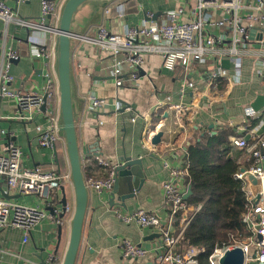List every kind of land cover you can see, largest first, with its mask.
I'll list each match as a JSON object with an SVG mask.
<instances>
[{"label": "crops", "instance_id": "obj_1", "mask_svg": "<svg viewBox=\"0 0 264 264\" xmlns=\"http://www.w3.org/2000/svg\"><path fill=\"white\" fill-rule=\"evenodd\" d=\"M2 1L22 19L37 20L40 17L41 0ZM242 1V15L245 16L251 12L254 4L252 0ZM184 3L183 0H114L107 6L110 9L108 16H104V12L99 15L100 3H88L74 17L73 30L76 34L72 39L71 52L72 95L85 178L107 176L96 157L112 166L122 164L125 157L140 160L144 175V179H138L140 185L132 196L117 195L114 202H111L107 192L97 193L89 189L76 264H156L158 235L153 229L141 228L136 222L125 224L112 209L120 207L124 214L141 209L155 214L163 223L170 224L173 231H178L180 216L173 218L163 200V185L170 179L169 172L164 168L163 159L155 152L169 158L173 165H184L188 157L187 147L195 143L198 137L229 133L227 140L230 143L231 137L250 139L251 134L264 135V68L256 60L244 58L239 65L228 59L222 60L218 66L216 64V68L226 70L229 77L216 78L214 85L217 87L212 89L207 68L195 66L192 73L181 67L168 70L163 66L162 57L151 55L140 70L137 84L127 82L120 88L105 68L106 55L94 44L77 37H92L100 26L111 33L123 34L128 27L139 25L146 14L159 17L183 7ZM156 21L160 23L161 17ZM49 39L50 34L45 31L29 32L14 24L5 26L0 22V59L8 48L17 51L20 56L11 67V74L15 78L12 85L14 90L42 92L46 59L37 54V49ZM237 67H240L238 72ZM189 80L195 83V90L184 88ZM182 91H185L183 97L180 95ZM89 95L105 99L108 106L97 114L90 113L86 101ZM168 97L175 104L189 106L193 103L196 107L188 117L183 118L184 126H177L175 113L167 107L159 108L160 103ZM119 104L132 111L118 109ZM17 114L15 101H0V149L9 141L14 142L21 149L23 164L28 169H59L56 159L61 152L65 158L66 173H71L66 141L59 143L56 149L39 145L36 126L48 128L46 117L38 115L33 122L25 124L15 119ZM159 132L163 136L160 143L154 145L152 140ZM233 152L240 170L248 168L250 163L245 152L234 147ZM175 156L179 159L176 160ZM5 186L0 178V198ZM188 188L187 185L186 194ZM124 190L126 188L123 186L122 192ZM64 196L70 213L64 215L63 226H58L52 218H45L31 232L28 242H25V233L20 229H0V264H47L51 256L56 259L53 264H63L76 207L74 186L71 184L60 188L53 194L51 205L41 202L36 195L12 199L20 205H39L52 212L54 208L62 210ZM124 239L149 251V255L142 259L125 258L121 248ZM185 248L180 245L178 251L184 253Z\"/></svg>", "mask_w": 264, "mask_h": 264}, {"label": "built area", "instance_id": "obj_2", "mask_svg": "<svg viewBox=\"0 0 264 264\" xmlns=\"http://www.w3.org/2000/svg\"><path fill=\"white\" fill-rule=\"evenodd\" d=\"M28 0H19L25 2ZM67 0H41V14L37 20H25L0 0V22L5 26L14 24L29 32L45 31L50 34L49 43H45L37 54L46 59L45 83L42 92L26 93L12 88L15 81L11 74L14 62L20 59L17 51L12 48L4 50L0 59V101L16 102V120L25 124L33 122L36 116L43 115L49 123L48 128L36 126L38 142L42 148L56 149L59 143L65 142L61 132L60 84L57 73V31L61 17L62 6ZM184 6L169 11L162 16L146 14V18L137 26L128 27L123 34L111 33L100 26L92 37L77 36L79 40L94 44L106 55L104 61L107 72L115 79L118 87L126 83L136 85L140 79V70L151 55L163 59V66L168 70L183 68L186 72H194L195 66L207 68L211 78L210 86L216 89L214 80L218 77H229L226 70L217 67L224 59L241 64L244 58H252L264 68V0H252L250 13L243 16L242 0H183ZM104 16L110 14L109 7L104 10ZM220 17H219V15ZM161 17L158 23L156 18ZM255 31L254 39L250 32ZM217 32V33H216ZM261 36V38H257ZM240 67H237V72ZM187 90H195V83L187 81ZM186 90V89H185ZM185 94L182 91L181 97ZM88 111L97 114L103 111L108 103L105 99L89 95L86 98ZM45 110L43 111V107ZM167 107L177 118V126H184V117H188L196 108L194 104H175L171 98L160 103L159 108ZM124 108L119 104V108ZM132 111L131 108L124 110ZM0 119L2 117L0 116ZM136 118L133 119L135 122ZM101 125L102 121L99 122ZM231 137L234 148L243 150L250 163L235 174V179L241 181L246 196V212L242 222L247 236L236 240L225 249H216L210 256V264H219V259L228 250L241 248L244 254L243 264H264V135ZM164 168L169 172L170 179L163 185V200L171 216H180V227L173 231L170 224L163 223L155 214L144 210L124 214L120 207H113L115 215L125 224L136 222L141 228H151L158 235L156 264H200L198 256L203 248L190 247L184 253L178 251L184 240V234L202 205L193 206L185 200L187 179L190 177L187 163L173 165L169 158L163 157ZM176 160L178 156L174 157ZM99 166L106 172L105 178L90 177L86 179L88 189L97 193H113L117 166H112L100 157L95 158ZM0 178L6 186L1 191L0 198V229H20L25 233L28 242L31 232L45 219L52 218L58 226L64 225V218L54 208L47 212L42 207H27L16 201L8 200L6 196L36 195L41 202H53V194L65 185H73L71 173L61 174L57 167L52 169L36 167L25 168L23 153L12 141L0 149ZM256 181V183L253 182ZM70 213L67 206L65 215ZM261 237V239H260ZM123 256L127 259H142L149 251L124 239L121 242ZM53 256L47 264H53Z\"/></svg>", "mask_w": 264, "mask_h": 264}, {"label": "trees", "instance_id": "obj_3", "mask_svg": "<svg viewBox=\"0 0 264 264\" xmlns=\"http://www.w3.org/2000/svg\"><path fill=\"white\" fill-rule=\"evenodd\" d=\"M228 134L198 137L187 147L190 173L187 185L192 190L187 203L202 205V209L185 231L181 248H203L204 252L198 256L200 264H210L209 258L216 249L228 248L247 236L242 223L246 196L241 181L235 179L240 166L227 140ZM58 164L59 172L65 174V158L61 152Z\"/></svg>", "mask_w": 264, "mask_h": 264}, {"label": "water", "instance_id": "obj_4", "mask_svg": "<svg viewBox=\"0 0 264 264\" xmlns=\"http://www.w3.org/2000/svg\"><path fill=\"white\" fill-rule=\"evenodd\" d=\"M114 0H67L62 8L61 17L58 26L57 37V73L60 84V106H61V132L66 141L67 154L70 163L71 177L76 195V207L72 220L71 236L63 264H76L78 251L81 244L82 229L89 201V189L86 185V178L83 172L81 150L79 146L76 121L74 115L72 80H71V52L72 39L76 34L73 30V21L79 10L88 3H100L99 15ZM255 31L250 32V39H254ZM261 38V36H257ZM45 106L43 107V111ZM163 136L162 132L157 133L152 143L157 145ZM58 162V158L56 159ZM142 162L140 160H131L125 157L122 164L118 165L115 170L116 180L113 193L110 197L114 202L117 195L121 197H130L138 190V179H144L142 173ZM256 183L255 180H253ZM141 183V181H140ZM123 186L126 188L122 192ZM63 194L65 190L63 189ZM192 195L191 186L185 195L188 200ZM8 200L17 199L18 196H6ZM62 211L61 218L64 217L67 208V198L64 196L61 201ZM261 239V237H260ZM244 254L241 248L237 247L228 250L219 259V264H243ZM42 264H45L44 262Z\"/></svg>", "mask_w": 264, "mask_h": 264}, {"label": "bare ground", "instance_id": "obj_5", "mask_svg": "<svg viewBox=\"0 0 264 264\" xmlns=\"http://www.w3.org/2000/svg\"><path fill=\"white\" fill-rule=\"evenodd\" d=\"M59 33V31H57V34Z\"/></svg>", "mask_w": 264, "mask_h": 264}]
</instances>
